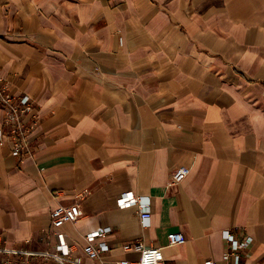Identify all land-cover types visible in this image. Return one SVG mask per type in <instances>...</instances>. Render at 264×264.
I'll use <instances>...</instances> for the list:
<instances>
[{"label":"crops","instance_id":"obj_1","mask_svg":"<svg viewBox=\"0 0 264 264\" xmlns=\"http://www.w3.org/2000/svg\"><path fill=\"white\" fill-rule=\"evenodd\" d=\"M0 76L39 116L31 158L0 146L7 248L56 252L51 210L87 192L58 231L75 262L108 229L93 264L136 260V240L162 264H220L225 231L248 240L240 264H264V0H0ZM130 192L147 227L117 204Z\"/></svg>","mask_w":264,"mask_h":264},{"label":"built area","instance_id":"obj_2","mask_svg":"<svg viewBox=\"0 0 264 264\" xmlns=\"http://www.w3.org/2000/svg\"><path fill=\"white\" fill-rule=\"evenodd\" d=\"M10 84L0 76V108L3 112L0 127V146L8 144L11 155L19 162L23 163L31 158L33 147L30 136L38 124V105L35 100L27 95H15L11 92ZM189 174L188 167L176 169L170 178V185L179 184ZM87 196V192H80L75 195L71 205H58L50 212V229L58 237L56 252L29 251L21 247L7 248L3 240H0V264H84L75 262L70 257L69 248L58 233L59 229L67 223H74L82 216L81 203ZM119 207L138 208L140 224L147 227L150 217V203L147 198L127 193L117 200ZM109 230L92 232L85 236L86 245L82 251L85 258L95 263L99 260L100 254L108 251V246L104 243L93 244L100 236ZM223 239L228 245V251L223 256V263L220 264H240L241 252L248 240L238 242L227 231L223 232ZM185 243V238L180 232L167 235L168 246H181ZM160 247H147L142 241L125 243L122 245L124 252H132L138 255L134 261L122 259L108 264H162L163 253ZM205 264H215L211 261Z\"/></svg>","mask_w":264,"mask_h":264}]
</instances>
